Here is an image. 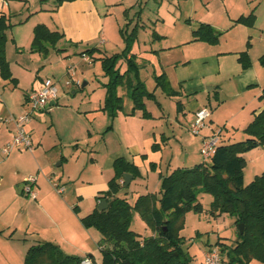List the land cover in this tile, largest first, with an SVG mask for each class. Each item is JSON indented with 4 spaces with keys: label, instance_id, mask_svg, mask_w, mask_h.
Returning a JSON list of instances; mask_svg holds the SVG:
<instances>
[{
    "label": "rangeland",
    "instance_id": "obj_1",
    "mask_svg": "<svg viewBox=\"0 0 264 264\" xmlns=\"http://www.w3.org/2000/svg\"><path fill=\"white\" fill-rule=\"evenodd\" d=\"M105 1L119 0L97 2L102 4ZM55 4L56 0H10L9 5L4 8L11 15L12 22L26 17L32 10L54 7ZM123 5L127 8H115L110 12V20L115 29L120 26L126 34L131 33L134 27L138 29V38L133 44L132 53L140 66V79L146 89L155 95L154 98H145L149 116H141L142 112L138 110L136 117H125L123 112L131 109L132 102L126 94V89L119 87L118 94L122 95L124 100L123 111L118 119L112 122L114 128L107 135L105 145L102 137L111 122L106 117L102 119L101 114H90L92 108L102 104L105 92L103 83L107 77L103 75L100 60L97 56L93 58L86 55L87 59L82 56L81 52L88 47L87 44L72 46L60 42L59 46L64 51L60 54L53 50V65L45 67L41 72L42 76H51L54 72V80L60 91L59 98L57 104H49L37 117V134H41L45 142L55 138L59 142L55 146L56 150L59 156L69 161L65 168L73 180L80 177L91 184L111 177L112 171L103 167L102 162L111 163L114 159L112 153L124 150L129 143L140 145L143 153L159 151V154H150L147 161L140 162L139 175L118 193V196L127 197L133 202L140 194L149 191L159 193L158 172L156 167H152V163L159 162L161 154L164 157L159 168L164 173L178 166L192 167L203 161L209 163V159L205 160L201 154L203 140L200 148V138L208 130L207 123L210 118L205 121L206 128L198 134L190 131L192 111L189 106H195L196 102L198 107H205L210 111L214 123V130L203 138L221 133L223 137L233 135L229 141L236 142L247 137L243 129L252 110H258L264 104V100L258 98L261 88H264V64L260 63V58L264 57V0H126ZM130 6L135 8H129ZM124 9H127L125 13ZM253 9L256 21L252 27L242 23L234 24L235 18L247 15ZM42 14L45 13L33 17L32 21ZM200 22H209L221 32L216 45H200L196 42L176 45L187 41L192 30ZM155 30L166 37L155 40L152 37ZM102 38L107 44L99 47L100 55L120 52L125 46L123 38L119 44L110 43L107 36ZM247 40L251 43L252 66L241 71L236 51L243 50ZM28 52L29 49L26 48V62ZM11 59L14 63L13 58ZM121 63L125 67V62ZM41 65L42 61L38 63L37 68H43ZM162 73L168 81L166 90L156 86L155 77ZM30 75L23 74L20 76L21 81H28L32 78ZM256 75L260 77V84L248 87L251 82L255 83ZM202 83L204 86H201ZM213 87L221 88L217 98L214 90L209 92V88ZM170 90L176 92L169 94ZM181 104L184 110L181 109ZM55 107L60 109L51 111ZM29 113L30 116L33 115L32 112ZM36 113L37 111L34 112ZM52 122L55 124L51 129ZM87 130L92 132L91 136L87 135ZM122 139L126 143L124 146L119 145ZM158 143L161 150H154L153 145ZM92 155L102 161L101 165L90 162ZM243 156L246 160L243 168L244 184H248L255 175L264 171V146L249 149ZM86 159L88 162L83 165ZM58 162L59 160L52 165L55 172L62 171V167L57 166ZM80 178L77 181L78 186L82 182ZM51 179V175L46 177L48 183L53 185ZM67 185L71 189V181H68ZM212 199L210 192L199 190L197 200L202 205L201 211H187L182 222L176 225V232L180 237L179 245L188 264H201L209 247H216L226 264H262L256 259L248 263L233 260L235 253L231 247L235 246L238 240L234 219L228 214L212 216L209 213ZM93 203L95 204V200L93 202L90 199L82 202L81 212L86 213ZM131 229L140 236H150L154 233L137 212L133 214ZM95 255L97 263L100 264V250H97Z\"/></svg>",
    "mask_w": 264,
    "mask_h": 264
},
{
    "label": "trees",
    "instance_id": "obj_2",
    "mask_svg": "<svg viewBox=\"0 0 264 264\" xmlns=\"http://www.w3.org/2000/svg\"><path fill=\"white\" fill-rule=\"evenodd\" d=\"M66 1L74 0H56V7ZM235 21L253 26L255 14L241 15ZM11 26L10 17L0 11V78L16 84L5 51L6 31ZM121 33L124 48L120 52L97 58L103 75L107 77L103 83L105 96L101 110L111 118L123 111V96L118 94V88L122 87L133 104L128 114L123 113L133 115L136 110H140L144 117H148L144 101L155 95L146 89L140 79V66L132 53L138 29L134 27L128 34L121 29ZM218 36L209 24L200 23L193 30V40L216 43ZM62 37L59 31L51 30L45 24H37L33 30L32 48L46 52V44L56 45ZM96 51L98 49L90 48L81 54L94 58ZM238 60L243 68L250 64L246 51L239 53ZM121 61L125 62L124 69L120 65ZM155 79L157 87L168 89L164 73ZM172 93L170 90L169 94ZM259 98L264 100V93ZM243 130L247 137L236 142H230L220 133L213 153L205 158L209 159V163L203 161L192 167L178 166L172 169L161 176L159 193L140 194L133 202L127 197L118 196V193L125 186L123 174L129 173L135 178L140 173L139 168L132 162L117 158L113 163L114 174L108 182V189L97 196L99 202L106 200L107 207L99 210L98 202L90 213L81 218L86 227L95 228L102 236L104 245L100 247V264H188L179 245L176 225L182 222L187 211H201L202 205L197 200L199 190L212 194L209 208L212 216L228 214L234 219L238 240L231 247L235 253L233 260L248 263L256 259L264 264V171L255 175L248 184H244L243 174L246 162L243 154L249 149L264 146V108L254 114ZM153 148L157 150L158 144H154ZM152 167H156L155 163H152ZM134 212L152 228V235L140 236L131 229ZM239 224L243 225L242 233ZM220 245L225 247L223 243ZM89 260L90 264H98L93 258ZM82 261L81 257L65 254L54 243L43 242L28 248L23 264H82Z\"/></svg>",
    "mask_w": 264,
    "mask_h": 264
},
{
    "label": "crops",
    "instance_id": "obj_3",
    "mask_svg": "<svg viewBox=\"0 0 264 264\" xmlns=\"http://www.w3.org/2000/svg\"><path fill=\"white\" fill-rule=\"evenodd\" d=\"M97 1L98 0H74L63 2L58 7H56V4L54 7H40L34 11H30L26 17L19 18L12 22L11 15L8 14L4 8V6L9 5L10 0H5V3H3L2 6L0 4V11H3L8 16L10 15V22L12 23V26L6 31L7 41L5 51L12 76L16 78V84L0 78V264H23L28 248L31 245L43 242L56 244L65 254L78 256L82 259L93 258L97 262L95 254L97 250H100V247L104 245L101 240L102 236L95 228L86 227L82 223L81 218L94 209L99 202L97 196L108 189V182L114 174L113 163L117 158H123L127 162H132L139 168L140 162L147 161L150 154H159V151L153 150L143 153L140 149V145L136 143H129L126 145L124 139H122L119 145L124 146L125 144L126 146L124 150L120 149L114 151L112 153L114 159L111 163H109L110 161H101L103 167H106L108 171H112L111 177H107L101 182L91 184L80 177L73 180V177H71L72 175L66 171L65 165L68 164L69 161L63 156H59L55 147L59 142L56 141L54 136L53 140L49 141L47 139V142H45L40 136L41 134H37V128L39 126L37 117H39V115H41V113L48 107L38 110L36 114H34V111L32 112L33 115L30 116V110L26 103V95L28 92L38 89L45 78L56 79L54 72L51 73V76H42L41 72L46 69L45 67L53 65V62L51 61L53 58V50L60 54L64 51L63 48L59 46V43L64 42L72 46L87 44L88 47L82 52L90 48H96L98 51H96L93 56L94 58L96 56V58H98L102 56L100 55L101 53H98L100 52L99 47L104 43L107 44V41H104L102 37L107 36V40L110 43L112 42L115 44H119L121 38H123L121 33V29L123 28L119 26L115 29V26L111 24L110 12L115 8H127V6L124 7L123 5L126 0H119L116 2L105 1L102 2V4ZM129 8L135 7L130 6ZM126 10L127 9H124L123 13H125ZM254 11L255 9L251 10L249 13H254ZM40 13L45 14H42V16L32 21V18L40 15ZM115 15L117 16V14ZM237 18L234 19V24H238L235 21ZM130 23L131 22H128V24ZM200 23L209 24L214 31L219 34V40L221 32L209 22ZM37 24H45L51 30H56L63 34L62 39L58 41L56 45L46 44V52H40L32 48L33 30ZM117 24L119 23L117 22ZM136 26H138V24ZM193 30L191 37H189L187 41H181L176 45H183L187 42H196L200 45L202 43L216 45L215 43H209L202 40H193ZM152 37L155 40H158L163 39V37L166 36L157 33L155 30L152 32ZM250 47V40H247L245 48L236 51L237 61L240 65L241 71L250 69L252 66ZM26 48L29 49V54L26 57L27 62L24 60ZM244 51L247 52L250 59V64L246 68H243L238 60L239 53ZM128 57H130V54ZM11 58H13L14 63ZM201 59L204 60V58ZM40 61H42L41 67L43 68H37ZM260 63L264 64V57L260 58ZM120 65L122 69L125 68L123 67V63H120ZM25 73H30V77L32 78L28 79V81L25 80V82H22L20 76ZM255 77V83L251 82L248 87L260 84V77L258 75ZM201 86H204V83H202ZM64 87L66 88V86ZM211 90H214L216 98L219 97L218 94L221 88H209V92ZM17 91H20L21 93ZM172 92L175 93L176 91L172 90ZM59 93L60 91L58 87L57 97L49 102L50 105L57 104ZM262 93H264V88H261L258 98ZM102 104L100 105L99 103L97 107L92 108L90 114L93 116H95V114H101L100 117L102 119L106 117L111 122V124L104 130L105 134L102 137L104 139V144L106 145V137L114 128L112 122L114 123L122 112H119L116 117L111 118L105 111L101 110ZM262 108H264V104H262L258 110H252L246 126L253 119L254 114L258 113ZM55 109L60 108L55 107L51 111H54ZM131 109L125 113L128 114ZM181 109L184 110L182 104ZM198 109H200V107H198L197 102L195 106H189V110L192 111L190 123L194 120L195 113ZM137 111L138 110H136L133 115H127L125 113H123V115L125 117H136ZM25 115H28L29 120L24 124V128L30 135L33 150L12 147L7 153H5L3 147L6 143L12 140L13 135L16 132L15 124L8 121V118L11 116L17 118ZM141 116H143L142 113ZM209 118V124L207 123L208 130L204 132L203 137L209 135L214 130V123L211 119V114ZM53 124L55 123L52 122L51 129L54 128ZM205 128L206 127H203L201 130ZM57 131L58 130L56 129V134L58 133ZM87 135L91 136L92 132L87 130ZM232 136L228 135L223 138L231 139ZM203 137L200 138V148ZM158 146V149L161 150L160 143H158ZM110 155L111 153L108 154V157H110ZM145 157L146 159H144ZM163 157L164 155L161 154L159 157L160 161L153 162L156 164L155 169L158 172L159 181L162 175H166L172 171V169H168L166 173H164V171L160 170L159 166ZM57 160H59L57 166L62 167L61 172H55L52 168L53 163ZM87 162L88 160L86 159V162L83 165H86ZM90 162L96 165H101L99 158L96 156L94 157L93 155L90 158ZM156 170L154 172H156ZM30 175L36 176V182L33 185V189L36 192V198L34 199L29 197L24 191L25 181ZM50 175L52 176L50 181H53V185H50L46 180V177ZM79 178L82 180L80 186L77 185ZM133 179L132 175L130 183ZM68 181H71V189L67 185ZM120 182H122V180ZM54 183L63 187V192L60 193L56 188H53ZM147 193L151 192L149 191ZM88 199L93 200V202L95 200V204L93 203L90 209L86 211V213H83L81 212V204ZM75 206L78 207L77 210L74 209ZM5 229H7V231ZM209 249L210 248H208L205 253ZM201 264H203V259Z\"/></svg>",
    "mask_w": 264,
    "mask_h": 264
},
{
    "label": "built area",
    "instance_id": "obj_4",
    "mask_svg": "<svg viewBox=\"0 0 264 264\" xmlns=\"http://www.w3.org/2000/svg\"><path fill=\"white\" fill-rule=\"evenodd\" d=\"M4 0H0L1 6ZM87 59L86 54H82ZM58 86L53 78H45L42 85L36 89L28 92L26 95V103L29 107L30 112L38 111L47 107L49 102L57 97ZM210 117V111L203 107L196 111L194 120L190 123V131L194 134H198L199 131L205 127L206 119ZM29 120L28 115L22 117H9L8 121L12 122L16 126V132L13 135L11 141L6 143L3 147V151L7 153L12 147L25 148L28 150H33V145L30 139V135L24 128V124ZM217 135L203 138V145L201 148V154L204 158H208L214 151V146L217 142ZM36 182V176L30 175L25 181L24 191L31 197L36 198V192L33 189V185ZM54 187L58 192H63L64 188L55 184ZM82 264H90L89 258H85ZM203 264H226L217 248H210L204 254Z\"/></svg>",
    "mask_w": 264,
    "mask_h": 264
},
{
    "label": "water",
    "instance_id": "obj_5",
    "mask_svg": "<svg viewBox=\"0 0 264 264\" xmlns=\"http://www.w3.org/2000/svg\"><path fill=\"white\" fill-rule=\"evenodd\" d=\"M86 83V82H85ZM85 83H83V84H85ZM132 179V175L131 174H129V173H124L123 174V182H124V184H125V186H128L129 185V183H130V180ZM107 207V202H106V200H101L100 202H99V204H98V209L99 210H103V209H105ZM238 228H239V231H240V233H242L243 232V225L242 224H239L238 225Z\"/></svg>",
    "mask_w": 264,
    "mask_h": 264
}]
</instances>
